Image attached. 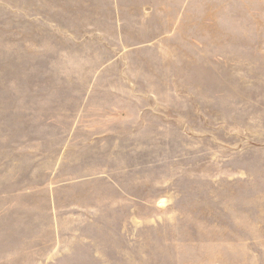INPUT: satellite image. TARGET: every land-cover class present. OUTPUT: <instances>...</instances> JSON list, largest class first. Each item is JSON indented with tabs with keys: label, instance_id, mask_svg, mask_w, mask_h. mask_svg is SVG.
Listing matches in <instances>:
<instances>
[{
	"label": "rangeland",
	"instance_id": "obj_1",
	"mask_svg": "<svg viewBox=\"0 0 264 264\" xmlns=\"http://www.w3.org/2000/svg\"><path fill=\"white\" fill-rule=\"evenodd\" d=\"M0 264H264V0H0Z\"/></svg>",
	"mask_w": 264,
	"mask_h": 264
}]
</instances>
